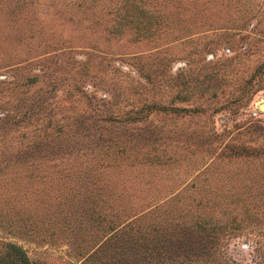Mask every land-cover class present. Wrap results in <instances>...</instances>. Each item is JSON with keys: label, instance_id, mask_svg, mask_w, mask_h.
<instances>
[{"label": "rangeland", "instance_id": "obj_1", "mask_svg": "<svg viewBox=\"0 0 264 264\" xmlns=\"http://www.w3.org/2000/svg\"><path fill=\"white\" fill-rule=\"evenodd\" d=\"M5 241L263 263L264 0H0Z\"/></svg>", "mask_w": 264, "mask_h": 264}, {"label": "trees", "instance_id": "obj_2", "mask_svg": "<svg viewBox=\"0 0 264 264\" xmlns=\"http://www.w3.org/2000/svg\"><path fill=\"white\" fill-rule=\"evenodd\" d=\"M4 244L5 246L0 252V264H31L20 245L10 241H5ZM260 264H264V262Z\"/></svg>", "mask_w": 264, "mask_h": 264}, {"label": "bare ground", "instance_id": "obj_3", "mask_svg": "<svg viewBox=\"0 0 264 264\" xmlns=\"http://www.w3.org/2000/svg\"><path fill=\"white\" fill-rule=\"evenodd\" d=\"M261 107H262V105H261Z\"/></svg>", "mask_w": 264, "mask_h": 264}, {"label": "water", "instance_id": "obj_4", "mask_svg": "<svg viewBox=\"0 0 264 264\" xmlns=\"http://www.w3.org/2000/svg\"><path fill=\"white\" fill-rule=\"evenodd\" d=\"M260 107H261V105H260Z\"/></svg>", "mask_w": 264, "mask_h": 264}]
</instances>
